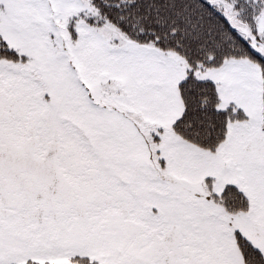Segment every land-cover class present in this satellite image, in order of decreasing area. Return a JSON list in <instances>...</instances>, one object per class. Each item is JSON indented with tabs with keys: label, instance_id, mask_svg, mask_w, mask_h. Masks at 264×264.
Instances as JSON below:
<instances>
[{
	"label": "snow or ice",
	"instance_id": "obj_1",
	"mask_svg": "<svg viewBox=\"0 0 264 264\" xmlns=\"http://www.w3.org/2000/svg\"><path fill=\"white\" fill-rule=\"evenodd\" d=\"M0 264H264V0H0Z\"/></svg>",
	"mask_w": 264,
	"mask_h": 264
}]
</instances>
